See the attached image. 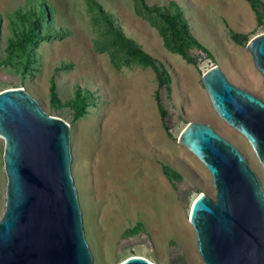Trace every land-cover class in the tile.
Masks as SVG:
<instances>
[{
  "label": "rangeland",
  "instance_id": "rangeland-1",
  "mask_svg": "<svg viewBox=\"0 0 264 264\" xmlns=\"http://www.w3.org/2000/svg\"><path fill=\"white\" fill-rule=\"evenodd\" d=\"M143 2L170 12L178 6L206 51L179 52L168 21L140 0H0V90L24 87L69 123L71 173L93 264L129 255L204 264L188 213L200 192L214 198L215 189L205 165L177 138L189 121L210 123L246 156L264 190L250 144L217 115L201 80L217 64L232 83L264 100L262 76L246 48L264 31V17L257 22L249 0ZM234 33L247 40L235 41ZM3 148L0 136V216ZM166 166L179 178L168 176Z\"/></svg>",
  "mask_w": 264,
  "mask_h": 264
},
{
  "label": "water",
  "instance_id": "water-1",
  "mask_svg": "<svg viewBox=\"0 0 264 264\" xmlns=\"http://www.w3.org/2000/svg\"><path fill=\"white\" fill-rule=\"evenodd\" d=\"M264 86V31L246 43ZM217 115L250 144L264 170V100L214 64L201 75ZM5 204L0 264H93L71 173L70 125L24 87L0 90ZM178 142L207 168L214 198L200 192L188 221L204 264H264V190L246 156L211 124L189 121ZM117 264H157L129 255Z\"/></svg>",
  "mask_w": 264,
  "mask_h": 264
},
{
  "label": "trees",
  "instance_id": "trees-1",
  "mask_svg": "<svg viewBox=\"0 0 264 264\" xmlns=\"http://www.w3.org/2000/svg\"><path fill=\"white\" fill-rule=\"evenodd\" d=\"M140 1H142V5L144 8L157 12L159 16L163 17L165 20L168 21V23L171 26V35H172L175 47L179 52H181L183 55L188 57V53H187L188 49L192 46H195L202 51H206V49L202 46V44H200V42H198V40L189 33L185 19L178 6H175L173 8L174 11L170 12L168 10H161L160 8L156 6L148 7L143 2V0H140ZM249 1L251 3V6L256 10L257 22L260 23L262 18L264 17V4L260 0H249ZM43 11L44 9L42 6L37 7L35 10V12H38L37 14L38 17L41 16V14H43ZM29 23L30 25L28 27L29 29L33 31L35 21L31 20ZM233 39L237 42H242L244 40H247V36L245 34L234 33ZM190 59L194 61L193 57H191ZM158 107H159V112H160L162 119H165L167 116V110L160 103ZM165 128H167L166 125H165ZM165 173L172 178H179V173L176 172L174 169H171L167 166L165 167ZM135 228L137 227H134V229Z\"/></svg>",
  "mask_w": 264,
  "mask_h": 264
},
{
  "label": "bare ground",
  "instance_id": "bare-ground-1",
  "mask_svg": "<svg viewBox=\"0 0 264 264\" xmlns=\"http://www.w3.org/2000/svg\"><path fill=\"white\" fill-rule=\"evenodd\" d=\"M193 154V153H192ZM197 158V157H196ZM189 222V221H188Z\"/></svg>",
  "mask_w": 264,
  "mask_h": 264
},
{
  "label": "flooded vegetation",
  "instance_id": "flooded-vegetation-1",
  "mask_svg": "<svg viewBox=\"0 0 264 264\" xmlns=\"http://www.w3.org/2000/svg\"><path fill=\"white\" fill-rule=\"evenodd\" d=\"M208 123V122H207ZM210 124V123H209Z\"/></svg>",
  "mask_w": 264,
  "mask_h": 264
}]
</instances>
